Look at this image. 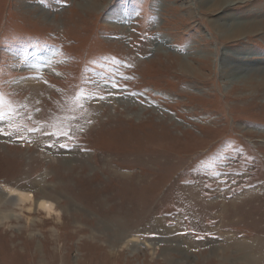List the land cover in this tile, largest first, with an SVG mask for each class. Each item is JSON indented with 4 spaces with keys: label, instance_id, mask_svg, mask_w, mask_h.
I'll list each match as a JSON object with an SVG mask.
<instances>
[{
    "label": "rangeland",
    "instance_id": "rangeland-1",
    "mask_svg": "<svg viewBox=\"0 0 264 264\" xmlns=\"http://www.w3.org/2000/svg\"><path fill=\"white\" fill-rule=\"evenodd\" d=\"M88 4L0 0V264H264V0Z\"/></svg>",
    "mask_w": 264,
    "mask_h": 264
},
{
    "label": "bare ground",
    "instance_id": "bare-ground-1",
    "mask_svg": "<svg viewBox=\"0 0 264 264\" xmlns=\"http://www.w3.org/2000/svg\"><path fill=\"white\" fill-rule=\"evenodd\" d=\"M89 1L90 0H84V2L85 3H89ZM241 2V1H240ZM25 4V3H24ZM89 5V4H88ZM30 9H33V6H30ZM217 24V23H216ZM243 23H241V25H242ZM252 24V23H251ZM263 23H253L252 24V26H254V27H256V28H261L263 25H262ZM217 26V25H216ZM240 26V23H238L237 24V26L236 27H239ZM220 27L221 28H225V26L223 25V24H220ZM218 28V27H217ZM226 28H230V27H227V25H226ZM150 45V44H149ZM27 80H30V79H27ZM248 133H250V132H248ZM8 193V194H7ZM7 195V196H6ZM0 198L2 199L1 201H0V205H4V201H11L12 203H16V204H18V202H23V201H25V200H27V199H30V197H31V192L29 191V192H27L26 190H18V189H11L10 191L9 190H2V188H0ZM40 205H42L43 207H45V208H52V205L51 204H49V201H45V200H41V202H40ZM0 214H3V213H0ZM4 216H6L5 214H3ZM1 216V215H0ZM178 239V238H177ZM171 241V240H170ZM173 241V240H172ZM174 242V241H173ZM239 242V241H238ZM232 243V242H231ZM246 243V242H245ZM244 243V244H245ZM235 245H237V244H239V243H237L236 244V242L234 243ZM241 245V244H240ZM180 248H181V246H179ZM228 248V247H227ZM241 248V247H240ZM242 250L241 251H243V257H244V259H246V260H250V258H251V256H250V254L251 255H253L252 253H251V248L249 247V246H247L246 244H245V247H243V248H241ZM256 261V260H255Z\"/></svg>",
    "mask_w": 264,
    "mask_h": 264
},
{
    "label": "snow or ice",
    "instance_id": "snow-or-ice-1",
    "mask_svg": "<svg viewBox=\"0 0 264 264\" xmlns=\"http://www.w3.org/2000/svg\"><path fill=\"white\" fill-rule=\"evenodd\" d=\"M0 134H3L2 132H0Z\"/></svg>",
    "mask_w": 264,
    "mask_h": 264
}]
</instances>
